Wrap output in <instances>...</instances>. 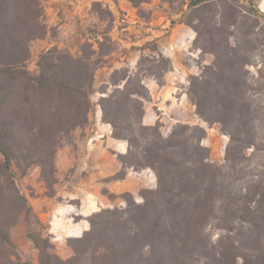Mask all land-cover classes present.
Masks as SVG:
<instances>
[{
  "label": "rangeland",
  "instance_id": "1",
  "mask_svg": "<svg viewBox=\"0 0 264 264\" xmlns=\"http://www.w3.org/2000/svg\"><path fill=\"white\" fill-rule=\"evenodd\" d=\"M188 1L133 7L128 0H87L80 14L61 10L52 23L43 0L46 34L31 44L26 68L37 75L39 55L51 49L91 57V111L85 125L61 135L48 182L38 164L13 149L15 181L32 212L12 229L17 258L0 241V264H40L34 241L52 256L43 258L46 264H108V248L105 256L94 254L78 240L93 220L108 243V216H125L133 203L153 198L146 193L158 189L151 163L165 182L195 186L192 199L211 180L225 197L264 189V0H210L195 7ZM130 54L134 66L123 59ZM178 73L183 90L177 83L152 96L145 86ZM145 108L155 121L142 122ZM112 119L125 140L113 137ZM108 130V143L97 138ZM121 143L125 152L117 154L114 144ZM82 206L87 216L79 214ZM80 223L88 225L81 235L67 230ZM206 232L213 242L223 234L214 224Z\"/></svg>",
  "mask_w": 264,
  "mask_h": 264
},
{
  "label": "trees",
  "instance_id": "2",
  "mask_svg": "<svg viewBox=\"0 0 264 264\" xmlns=\"http://www.w3.org/2000/svg\"><path fill=\"white\" fill-rule=\"evenodd\" d=\"M128 1L138 7L149 0ZM208 1L189 0L188 6ZM45 34L43 0H0V241L15 258L12 229L32 209L15 181L13 149L23 153L24 161L38 164L48 182L61 135L85 125L91 111L89 94L96 69L91 57L74 58L51 49L39 55L37 75L28 72L31 44ZM108 122L113 137L125 140L117 131V120ZM148 167L158 181L156 192H146L153 198L133 203L125 216H108V243L93 220L78 242L103 256L108 248V264H264V189L259 195L225 197L211 180L192 199L195 186L182 180L165 182L154 164ZM113 213L108 210V215ZM105 224L100 227L106 228ZM213 224L223 231L216 242L206 232ZM34 245L40 250V264H46L43 258L52 256L36 241Z\"/></svg>",
  "mask_w": 264,
  "mask_h": 264
},
{
  "label": "crops",
  "instance_id": "3",
  "mask_svg": "<svg viewBox=\"0 0 264 264\" xmlns=\"http://www.w3.org/2000/svg\"><path fill=\"white\" fill-rule=\"evenodd\" d=\"M45 3L47 4L46 6V10H47V13L48 15H50V21L49 22H57V20L60 18L59 16H57V13H59L61 10H62V13H67V16L71 15L73 16V14H76V13H81L82 10L85 8V3L87 2V0H70V4H72L71 6H68L64 3V0H44ZM63 16V15H62ZM68 18V17H67ZM125 58L127 59L126 61H129L131 62L130 64H132V66H134V63H135V59H134V56L130 54V57H128L127 55L123 57V59L125 60ZM128 65L129 67L131 65ZM171 74L173 72H170ZM172 75H165L164 76V81L161 83V84H158L156 82H150V84H147L145 85L147 87V89L149 90L150 94L153 96L154 93L156 91H159L164 94L167 93L168 89L172 88V85L173 84H176L177 83L180 85L179 86V89L183 90V73H178L176 74V79L171 77ZM183 102V101H182ZM191 112V111H190ZM190 112L188 115H190ZM156 119V115L155 114H152L150 112H148V110L145 108L144 111H143V116H142V122L143 123H146V122H152V121H155ZM98 133V132H97ZM109 133L110 130H108V135H99L97 138L98 139H102L101 141L102 142H105V143H108V139H109ZM125 145H123V143L121 144H114V151L117 153V154H123L125 152ZM108 175V170L106 171V173H104V176H107ZM88 203L90 202V208H93V206L95 205L96 203V198L95 197H92V199L88 198L87 199ZM89 207V204L87 205ZM87 207L85 206H82L81 209H80V213L81 216H87L86 215V211H87ZM71 234H75L77 232H80V235L82 233H84L87 228H88V225L85 224V223H80L79 225H77L76 227H67ZM10 239L11 241L13 242V233L11 232V235H10Z\"/></svg>",
  "mask_w": 264,
  "mask_h": 264
}]
</instances>
